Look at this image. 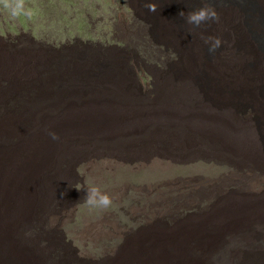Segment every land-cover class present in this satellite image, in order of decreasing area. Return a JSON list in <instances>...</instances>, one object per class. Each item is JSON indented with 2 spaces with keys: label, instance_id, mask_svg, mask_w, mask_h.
Here are the masks:
<instances>
[{
  "label": "rangeland",
  "instance_id": "374dc122",
  "mask_svg": "<svg viewBox=\"0 0 264 264\" xmlns=\"http://www.w3.org/2000/svg\"><path fill=\"white\" fill-rule=\"evenodd\" d=\"M249 1L208 0L220 19L199 27L178 14L202 0L0 9V264H264V0ZM93 185L110 207L84 202Z\"/></svg>",
  "mask_w": 264,
  "mask_h": 264
},
{
  "label": "clouds",
  "instance_id": "9594fccd",
  "mask_svg": "<svg viewBox=\"0 0 264 264\" xmlns=\"http://www.w3.org/2000/svg\"><path fill=\"white\" fill-rule=\"evenodd\" d=\"M144 7L150 13H155L157 11L156 4L151 2H146ZM0 9L5 10L13 19L19 17L31 19L36 14V9L27 6L26 0H0ZM178 15L184 20L186 25L195 27L207 24L208 22H219L220 19L216 6L208 2V0H202L200 6L192 8L187 13L181 11ZM189 30L191 31V29ZM206 43H208L209 54L213 56L222 46V40L219 37H209ZM49 135L53 140L59 139L58 134L55 132H50ZM84 202L93 207L108 208L113 203V200L108 193L102 192L99 186L93 185L87 188ZM55 226L56 218L50 217L48 227L54 228Z\"/></svg>",
  "mask_w": 264,
  "mask_h": 264
},
{
  "label": "bare ground",
  "instance_id": "6f19581e",
  "mask_svg": "<svg viewBox=\"0 0 264 264\" xmlns=\"http://www.w3.org/2000/svg\"><path fill=\"white\" fill-rule=\"evenodd\" d=\"M232 3H234V4H237V5H241V6H244V4H245V7H250V1L249 0H240V2L238 1V0H230ZM191 2V1H190ZM194 2V1H193ZM192 2V3H193ZM226 2H227V0H226ZM246 2V3H245ZM249 2V3H248ZM251 2H252V0H251ZM191 3V4H192ZM214 3V2H213ZM195 4H196V2H195ZM251 4H253L255 7L257 6V3L256 2H252ZM252 5V6H253ZM245 9H247V8H245ZM259 9V8H258ZM250 10V9H249ZM251 15V14H250ZM258 19V18H257ZM257 22V21H256ZM261 22V21H260ZM248 23V22H247ZM259 23V22H258ZM248 25V24H247ZM261 35V34H260ZM262 36H263V34H262ZM256 40H257V42H258V47L261 49V50H263L264 51V36L263 37H257L256 36ZM259 50V49H258ZM260 50V51H261ZM262 52V51H261ZM263 53V52H262ZM264 54V53H263Z\"/></svg>",
  "mask_w": 264,
  "mask_h": 264
}]
</instances>
